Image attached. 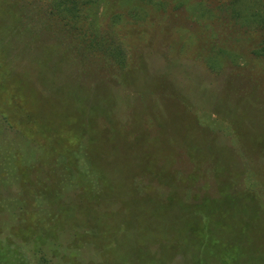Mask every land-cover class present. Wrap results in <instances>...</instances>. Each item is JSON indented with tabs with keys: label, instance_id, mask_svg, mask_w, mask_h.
<instances>
[{
	"label": "rangeland",
	"instance_id": "374dc122",
	"mask_svg": "<svg viewBox=\"0 0 264 264\" xmlns=\"http://www.w3.org/2000/svg\"><path fill=\"white\" fill-rule=\"evenodd\" d=\"M0 5L36 31L0 16V154L17 161L0 165V264H264L263 59L220 57L235 33L180 12L131 39L124 3L116 58L103 7L69 37L37 0ZM103 32L108 56L87 36Z\"/></svg>",
	"mask_w": 264,
	"mask_h": 264
},
{
	"label": "trees",
	"instance_id": "16d2710c",
	"mask_svg": "<svg viewBox=\"0 0 264 264\" xmlns=\"http://www.w3.org/2000/svg\"><path fill=\"white\" fill-rule=\"evenodd\" d=\"M40 4L43 6H47L49 8V12L53 13L58 23L65 31L75 36V30H82L85 29L86 26L88 27L89 31V25L91 22V14L98 12V9L100 7H103L104 15L103 17L109 16L110 18L107 21V25L109 24V28L107 30V35L110 39H112V42L110 45L114 47V49H111L110 53L113 55V57H120L125 58L124 50L127 48L125 45L127 40V37H129L128 33L125 35L123 31L119 30L121 25L118 22H125L127 19H125V16H123L122 12V6L124 3H132L133 13L135 14L132 18V22L134 24V34H131V39H136L138 35L141 36V28L149 27L152 28L154 25H158V20L163 19L165 21L166 19L170 18L173 19L176 17L177 12H180V9L184 8L185 3H191L190 0H37ZM177 1V2H176ZM8 2H6L7 4ZM194 6L191 3V8L187 9V11L180 12V15L182 17V21L191 20V18L194 16L198 19V24L200 26L210 27L211 29V36H218L219 34H229L231 30L235 33V37H231L233 40V43L231 46L224 50H219L218 52H214L220 54L222 58H237L238 56L241 57L242 55H245L248 53V55L253 56V58H259L264 60V0H194ZM10 8L17 9L19 13H25V11H28L27 8L30 7L27 2H19L16 3H10ZM2 8H6L4 6H1ZM153 9L155 11H153ZM131 13V12H130ZM187 14V15H185ZM132 15V14H131ZM0 16L3 18V27L5 29V24L9 23L12 25V27H20L24 31L23 33H17V35H24L27 37V42L30 44L34 41L36 37V31L29 27L31 25L30 17L28 16L26 19L23 18V16L15 17L11 16V18L7 17V9H0ZM10 16V15H9ZM160 18H156V17ZM33 22V18H32ZM28 25V27H27ZM3 27L1 26L0 22V35L3 34ZM118 28V30H117ZM86 31V30H85ZM87 33V32H86ZM90 34V33H89ZM16 35V34H15ZM16 35V36H17ZM90 39V50H95V53L103 54L109 45H107V37L105 36V33L103 34H91L87 35ZM86 36V37H87ZM81 41V39H78ZM154 41V40H153ZM162 41V40H161ZM246 49L249 50L245 51ZM104 56H108L103 54ZM215 58V57H214ZM124 63V61H123ZM123 65V64H122ZM31 83V82H30ZM33 83V82H32ZM23 84V83H22ZM21 89L23 88L27 91L30 90L34 92L32 89L27 88L26 86H20ZM38 94V93H37ZM36 105L33 106V110L36 114L40 115V117L45 118L44 120H40L42 123H45L47 119L43 115V106H38V102H41V98L39 96H36L35 98ZM11 113V112H7ZM13 115V119H20V117L23 115L20 112V115L17 111H12L11 113ZM0 117L3 119H8L7 117L3 116L0 112ZM26 118V119H25ZM23 119L27 122L31 118V114H24ZM9 120V119H8ZM21 120V119H20ZM22 121V120H21ZM51 121V120H50ZM47 124V123H45ZM32 153V152H30ZM28 154V153H27ZM39 155V153L37 152ZM8 156L5 154H0V162L2 169H8V165L10 164H16L17 161L15 160V157L10 154L9 157V164H7L5 161ZM26 158L32 159L33 154L31 156H26ZM42 158V157H41ZM5 160V161H4ZM7 174L10 175V172H7ZM26 171L23 170L20 172L21 180L19 182L22 186L27 185L26 181ZM3 181V177H2ZM5 181H7V178L4 179V182H1L2 184H5ZM61 190V189H60ZM51 192L54 191L51 188ZM44 193V192H42ZM42 193H39L41 196ZM52 193H46L43 195V197L47 200ZM55 193V192H54ZM55 197V195L53 194ZM235 195H233L234 197ZM236 200V199H234ZM64 204V203H62ZM89 210H84V212H88ZM53 216L54 219L57 217V212L54 213ZM198 219L196 218L195 221L198 222ZM194 221V220H193ZM186 229H188V232L191 231V226L186 225ZM184 228V227H183ZM180 229V228H178ZM52 228H49V230H44V234L41 238H39V241H44V243L50 244L51 241H53L52 237ZM26 231L32 232L30 229L24 230V233ZM49 239L48 241H46ZM241 242H238V245L241 249ZM238 247V248H239ZM244 254V248L241 249ZM54 252H56L54 250ZM247 255V254H246Z\"/></svg>",
	"mask_w": 264,
	"mask_h": 264
}]
</instances>
